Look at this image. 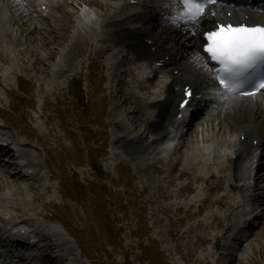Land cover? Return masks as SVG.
Returning <instances> with one entry per match:
<instances>
[{
	"label": "rangeland",
	"instance_id": "rangeland-1",
	"mask_svg": "<svg viewBox=\"0 0 264 264\" xmlns=\"http://www.w3.org/2000/svg\"><path fill=\"white\" fill-rule=\"evenodd\" d=\"M93 1L96 0H54L56 8L51 14L55 17L39 18L34 24L24 20L20 24L23 29L20 30L18 25L14 28L15 35L24 33V37L22 41L17 36L14 42L8 44L9 53L6 63L2 62V65L10 76L9 79L0 81V93L6 91L10 100H18L10 102L8 107L4 106L5 110L0 108V116H4V111L11 113V117H8L16 123H13L14 126L25 135L33 136L29 137L30 141L24 136L22 139L26 140L33 156V168L40 171L41 175L37 176V182L30 180L20 183L15 177H11L12 169L2 168L0 205L12 203L10 211L18 208L20 213H12L18 220H28L29 216L40 217L42 213L49 220L60 222L80 240L83 255L94 258L93 264H122L126 253L130 255L129 264H264V218L254 230L255 235L250 242L245 243L244 249L236 253V260L229 263L228 259H221L223 254H227L222 240L224 231L238 219L237 216L245 208L239 191L231 194L238 202L234 210L224 211L215 207L199 217L185 218L184 212L191 201L197 199V196L199 198V189L196 190V197H190L192 194L181 187V183L171 185L178 168L192 162L194 158L202 159L197 150L207 140L216 149L222 150V153L232 154L237 148L236 139L239 135L221 117H211L203 124L199 122L198 136L195 129L184 149L173 148V145H165V148L151 146L149 151L138 156L133 167L119 156H115L113 160L109 158L120 138L128 136L132 130L136 133L140 129L136 131L135 126L126 118L127 111L133 110V107L122 106L120 97L109 89V84L117 87V83L109 79V83L103 85L100 80L101 76L109 75L113 61L120 60L121 56L115 53L118 52L117 49L114 54L105 55L97 62V47L107 46L102 40H105L104 36L86 41L89 35L95 32L98 35L103 24L117 14L119 4L96 3L100 6H94L91 3ZM0 3L3 6L2 0ZM58 5L63 6L62 11L58 9ZM33 15L36 17L37 13ZM5 17L1 18L10 20L9 15ZM78 26L82 32H77ZM77 40L80 43L77 44ZM73 44L78 47H73ZM77 48L81 51L76 52ZM53 52L56 54L51 58ZM71 55L72 62L66 63V57ZM36 60L39 61L38 64H35ZM91 61L93 71L89 72L86 68ZM101 66L105 67L103 71ZM121 67L120 72L124 76V65ZM11 72L14 74H10ZM80 74L85 80L88 79L87 92L92 95L89 98L92 105L88 109L78 107L76 101L67 94L72 78ZM17 75L20 76L19 89L24 88L25 92L20 93L16 86L13 87L11 77ZM123 90L126 92L124 86ZM41 96L45 97L44 105ZM57 101L59 102L55 107ZM34 103L36 114L31 110ZM41 105L45 109L44 113ZM123 119H126V125L121 122ZM119 122L123 127L117 126ZM91 123L97 124L94 134L89 131ZM232 123L235 129L238 128L234 121ZM48 134L50 135L45 137ZM163 149L162 153H158ZM170 160L174 161L173 172L167 166ZM112 162L115 165L119 163L120 166H115ZM91 163L103 164L105 170L101 177H97ZM221 168L223 166L218 169ZM3 170H7L10 175ZM49 171L55 176H51ZM79 181L85 186L81 191L78 188ZM185 183L188 184L184 182L183 186ZM261 183L264 186V178L259 184ZM240 184H245L244 179ZM204 189L200 198L206 196ZM9 191H15L13 197L9 198ZM259 193L264 195V191L260 190ZM169 195H173V200L166 201V196ZM252 203L253 201L249 202L250 205ZM258 204L259 202L256 203ZM180 206L185 207L183 213L177 212ZM166 207L171 208L168 213L165 211ZM193 212L197 213V209ZM215 215L224 220V230L196 228L199 221L209 222ZM180 217L182 220H179ZM146 219L151 230L137 235L138 222L145 224ZM116 227L120 228V232L123 229L122 235L117 232ZM217 237L222 243L219 251L210 244L204 248L197 245L201 238L208 239L211 243ZM119 238H123V244H120ZM65 242L66 236L57 248L62 252V260L65 256L69 257L66 264H91L79 259L74 254L80 253L79 250H72V244H63ZM97 243H100V248L96 247ZM143 245L152 251H145ZM95 247L100 250L98 254L92 253ZM147 253H151L149 258ZM152 258L158 262L154 263Z\"/></svg>",
	"mask_w": 264,
	"mask_h": 264
},
{
	"label": "bare ground",
	"instance_id": "bare-ground-1",
	"mask_svg": "<svg viewBox=\"0 0 264 264\" xmlns=\"http://www.w3.org/2000/svg\"><path fill=\"white\" fill-rule=\"evenodd\" d=\"M5 2H8L10 0H4ZM27 2V0H19L18 2L16 0L11 1L8 5L7 9L8 12H10L11 9L16 8L18 5H23L22 2ZM225 6L224 8L221 7L217 9L214 7L212 10L207 13L203 18H199L197 20L195 27H190L188 25L181 26L179 29H176L174 26H172L168 19L167 15L169 13H172L171 11H158L157 8H161V6H164V0H157V5L154 7L156 10L154 13L150 12H143V11H136V6L140 3H142V0H126V5L123 6V11L133 8V10L128 11L126 14H124L125 17L119 18L118 13L117 16H115L113 19H111L107 27V33L110 37L111 42L115 43L116 45H128L134 48L136 53H139L141 55H145L149 57L152 61L158 65V63H168L165 67L164 74L169 78L168 79V85L166 89V97L164 100L159 101L157 103L151 102L150 106L153 107L157 111L156 119H152V117L146 116L143 112L141 113V118L139 114L137 116L132 117L133 111L129 112L126 115V118H128V121L131 122L133 126L138 128L141 126V123H147L148 127L144 128L142 132L138 134H134L131 136H128L126 138H120L117 143L125 148L126 153L130 157H136L139 153H141V150L144 149L145 145L147 144V135L152 134L154 143L160 142L164 138H166V128L169 124V122L175 118L178 115V108L179 104L182 101L183 93H184V87L189 86L191 89H193L195 95L199 94H206L208 92L214 91L215 87L214 81L210 80L207 75V71L205 69H202L200 67L196 66V56L199 54L202 58L203 53L197 48V31L200 32V36L204 33L205 30H209L211 28H214L219 23H247L251 25H264V11L260 14L258 11L251 10L250 6H245L242 9H239L237 7H234L233 3L234 0H224ZM132 2H136V5H133ZM98 2H92L95 6H100V4H96ZM110 5V4H109ZM26 6L28 10V14H26L29 18H32V24L36 19L33 15L30 14L31 9L29 8L28 4L23 5V7ZM44 5H38V8L40 9L41 15L45 14L47 10L50 13L51 6L46 7L43 9ZM12 7V8H11ZM62 5H59L58 8H62ZM3 7L0 8V61H6L7 60V54L9 53L7 49H9V43L14 42L15 39L11 38V33L14 34L13 30L10 29L8 20L2 19L5 13L2 11ZM21 9L15 10V14L12 12L10 19L14 20V24L12 25V29L16 26H20V30L23 29L19 22L21 23L24 14L26 13L24 10L20 12ZM109 10V7H107L106 11ZM121 11V9H119ZM214 13V14H211ZM3 15V16H2ZM15 15H18V17H14ZM7 17V15H5ZM4 16V17H5ZM25 16V17H27ZM2 17V18H1ZM5 17V18H6ZM10 20V21H11ZM135 21H153V24L151 26H148L146 23L143 25L135 24ZM12 22V21H11ZM134 23V24H133ZM79 29V27H77ZM76 28V29H77ZM105 29V28H104ZM196 32H192V31ZM27 31V30H26ZM23 31V32H26ZM78 31V30H77ZM96 33V32H95ZM199 34V33H198ZM29 34H27L28 37ZM85 35V34H84ZM19 36V40L23 41L24 33L18 34L16 33V37ZM80 36V35H79ZM95 35H92L89 37L88 41L93 40ZM10 39V40H9ZM26 39V38H25ZM27 40V39H26ZM184 40L189 42L188 48L185 50H181L178 47L180 46V42ZM82 42V41H81ZM80 43V40H77V44ZM16 44V43H15ZM14 44V45H15ZM77 44H73V47H76ZM78 47V46H77ZM12 50V48H10ZM81 50L79 48L76 49V52H80ZM112 51L111 46H106L100 49L98 52L99 54L103 53H110ZM55 52L51 54V58H54ZM77 56V55H76ZM72 55L66 57V63L72 62ZM173 60H176V63L174 67L170 66L173 63ZM76 60H74L75 62ZM201 63H205V60L202 59L200 61ZM39 61L36 60L35 64H38ZM175 71H178L175 73ZM1 72V70H0ZM7 71H5L3 74H6ZM114 93L118 96H120V100L124 105H128L132 103L133 98L124 93L120 88L113 89ZM204 96V95H203ZM2 98H0L1 100ZM136 99V97H135ZM199 103V100H197ZM204 101L201 100V103ZM138 108V107H135ZM143 106H141V109ZM218 114H221L224 118L227 119L229 122L228 124L231 125L232 131H236L237 134H239L240 137L245 136V141H241V148L236 151L234 154L235 157H231L229 159L224 158L222 163L226 166V170L233 172L234 179H238L240 176V162L244 157L248 156L251 151L254 149V141L258 140V143L261 145H264V98H257L255 101L250 102L248 104L244 103L241 100H229L227 103L222 105L221 107H218L215 109ZM214 111V110H213ZM234 118V119H233ZM125 119H123L124 121ZM232 121H234L238 128L235 129ZM119 127H123L122 123L117 124ZM147 132L146 137L144 136ZM187 135V134H186ZM186 135H182L181 138L185 137ZM192 136V132H191ZM10 140H13L12 138ZM16 141V139H14ZM180 145V144H179ZM17 146L22 148L28 158L27 154V144L25 142H18ZM11 148L9 147V150L4 154L1 155L0 158H4V156L9 155V159L4 162H6V166L9 169H18V164L16 163L15 159L13 157H10L13 155L12 151H10ZM5 151V149L0 148V153ZM207 149H201V155L204 162L209 163V160L211 158V155L206 156L205 152ZM11 154V155H10ZM134 158H131V161H134ZM33 162V161H32ZM32 162H29V164ZM196 162V161H195ZM192 161V163L196 164ZM191 163V162H190ZM30 167V166H29ZM1 168V167H0ZM6 168V167H5ZM30 169H34L31 167ZM195 171L193 173H190L186 170H182L181 173L178 176V179L182 178H188L192 182L199 184L204 183L207 185V187H210V194H214L217 192L222 191V185L223 183L227 184L230 188L234 187V182L229 181L226 174L224 172L216 173L214 171H208L210 168H208L206 165L201 166L200 164H196L194 167ZM1 171V170H0ZM214 172V173H213ZM8 175V171H5ZM38 174L35 172L32 173V176L25 175L23 177L21 171L17 173L15 176V179H17L20 183L21 181H26L23 178L34 180L37 182L38 175H41V172L38 171ZM35 174V175H34ZM12 177V176H11ZM23 177V178H21ZM40 177V176H39ZM232 179V178H231ZM230 179V180H231ZM21 180V181H20ZM213 181H220L221 184H214ZM22 185V184H21ZM22 188V186H21ZM20 187L18 189H21ZM49 189V188H48ZM12 193V191H9ZM227 195H223L220 199H218L215 204H217L220 207H224L227 209H231L232 205L229 204L227 201ZM234 206L235 203L231 202ZM12 204V203H11ZM11 204H7V206H0L1 210H6L5 212H8L11 210ZM208 201L205 202L204 208L207 207ZM18 209V208H17ZM0 210V211H1ZM3 211V210H2ZM4 212V211H3ZM1 213V212H0ZM15 217H13L14 219ZM17 220V218H15ZM215 221L219 226H222V222L218 218H215ZM253 237V236H252ZM44 239L48 242V250H54L55 245L51 244V237L50 236H44ZM248 239V237H247ZM205 241H201L200 245H204ZM232 255V254H231ZM51 257V262L56 263V258Z\"/></svg>",
	"mask_w": 264,
	"mask_h": 264
},
{
	"label": "snow or ice",
	"instance_id": "snow-or-ice-1",
	"mask_svg": "<svg viewBox=\"0 0 264 264\" xmlns=\"http://www.w3.org/2000/svg\"><path fill=\"white\" fill-rule=\"evenodd\" d=\"M216 0H173L172 13L167 17L172 26L192 25L205 13L209 4ZM205 57L196 56V66L207 71L208 78L214 81L217 95L227 98L234 94L254 95L257 89H264V72L253 82L251 76L264 69V25L235 26L218 25L205 34ZM202 59L209 61L201 63ZM251 87V90H249ZM186 107L192 98L191 89L185 90Z\"/></svg>",
	"mask_w": 264,
	"mask_h": 264
}]
</instances>
